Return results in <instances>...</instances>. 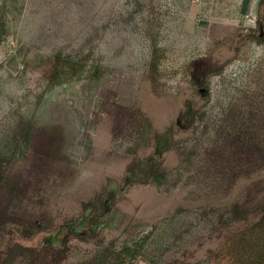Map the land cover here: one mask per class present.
<instances>
[{"label":"rangeland","instance_id":"rangeland-1","mask_svg":"<svg viewBox=\"0 0 264 264\" xmlns=\"http://www.w3.org/2000/svg\"><path fill=\"white\" fill-rule=\"evenodd\" d=\"M260 1L0 0V206L35 230L4 244L88 216L62 264H232L263 217Z\"/></svg>","mask_w":264,"mask_h":264},{"label":"trees","instance_id":"trees-1","mask_svg":"<svg viewBox=\"0 0 264 264\" xmlns=\"http://www.w3.org/2000/svg\"><path fill=\"white\" fill-rule=\"evenodd\" d=\"M264 0H261L258 7V37L264 27ZM4 35V27L0 23V41ZM198 93L201 94L200 91ZM32 128L25 130L15 145L14 152L26 151L31 144ZM235 141L241 142L244 139L240 133L234 135ZM256 139H252L254 142ZM253 144V143H252ZM3 181V175L0 171V183ZM237 184V180L232 183V187ZM264 202V201H263ZM239 203L232 204V207L237 209ZM263 217L256 223L252 224L245 230H234L229 240L228 254L232 260V264H264V203L262 204ZM248 214H246L247 217ZM93 216V215H90ZM88 216L79 220L73 219L65 221L62 226H59L49 234L46 241L41 244L24 246L19 241H15L11 237L6 244L4 240L7 234L12 232H21L24 236L31 237L35 234V230L28 228L13 229L10 228V221L7 219V210H3L0 206V264H17V257L24 256L27 259V264H62L68 257L70 249L69 242L73 238H85V234L81 232L82 227L88 220ZM245 217V216H244ZM234 225V222L229 224V228ZM40 228V226L38 227ZM37 228V229H38ZM228 228V229H229ZM41 231H38L39 233ZM108 252L116 256L123 263L129 262L133 264V260L127 258L126 251L119 252L114 241H111L106 247ZM249 254V255H247ZM247 255V256H246Z\"/></svg>","mask_w":264,"mask_h":264}]
</instances>
